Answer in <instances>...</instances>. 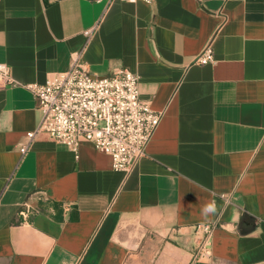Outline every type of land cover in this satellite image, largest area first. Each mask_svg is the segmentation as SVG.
<instances>
[{
  "label": "crops",
  "instance_id": "crops-1",
  "mask_svg": "<svg viewBox=\"0 0 264 264\" xmlns=\"http://www.w3.org/2000/svg\"><path fill=\"white\" fill-rule=\"evenodd\" d=\"M77 54L93 77L135 73L162 114L129 173L86 140L20 152L41 118L25 85ZM0 64V264H264V0H0Z\"/></svg>",
  "mask_w": 264,
  "mask_h": 264
},
{
  "label": "built area",
  "instance_id": "built-area-1",
  "mask_svg": "<svg viewBox=\"0 0 264 264\" xmlns=\"http://www.w3.org/2000/svg\"><path fill=\"white\" fill-rule=\"evenodd\" d=\"M85 36L89 37L90 32H85ZM213 61L210 44L195 63L205 65ZM7 84L14 85L10 68L0 64V87ZM25 87L33 94L41 118L36 128L26 134V143L20 148L22 155L40 135H46L68 147L78 158L80 140H86L111 158L115 171L129 173L144 156L162 119V114L151 109L150 102L140 98L139 77L135 73L119 68L108 76L93 77L81 54L76 55L67 72L50 76L43 84ZM35 212L30 202H24L20 215L28 219ZM218 226L216 221L197 226L201 241L195 259L211 256L212 235Z\"/></svg>",
  "mask_w": 264,
  "mask_h": 264
},
{
  "label": "clouds",
  "instance_id": "clouds-1",
  "mask_svg": "<svg viewBox=\"0 0 264 264\" xmlns=\"http://www.w3.org/2000/svg\"><path fill=\"white\" fill-rule=\"evenodd\" d=\"M216 211H217V207L215 202L213 201L204 206V208L202 209V214L208 216L209 214L216 213Z\"/></svg>",
  "mask_w": 264,
  "mask_h": 264
}]
</instances>
